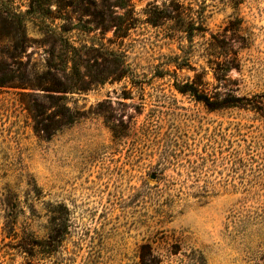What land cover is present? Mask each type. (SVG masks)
<instances>
[{
  "label": "rangeland",
  "instance_id": "obj_1",
  "mask_svg": "<svg viewBox=\"0 0 264 264\" xmlns=\"http://www.w3.org/2000/svg\"><path fill=\"white\" fill-rule=\"evenodd\" d=\"M112 1L0 0V264H264V0Z\"/></svg>",
  "mask_w": 264,
  "mask_h": 264
},
{
  "label": "trees",
  "instance_id": "obj_2",
  "mask_svg": "<svg viewBox=\"0 0 264 264\" xmlns=\"http://www.w3.org/2000/svg\"><path fill=\"white\" fill-rule=\"evenodd\" d=\"M129 0H113L112 1V6L116 7L117 9H126L129 6ZM2 78V77H0ZM10 80V79H9ZM22 79H20L19 82H21ZM6 81L0 79V85L5 84ZM56 91L62 92L66 91L67 89H64V87H55ZM181 91H187L190 94H192L194 97H196L198 100L203 101L207 106L210 108H217L220 106H230L234 104V99L233 100H221L218 103H214L209 101V98L206 95H199L196 91V89L193 86H189L188 89H183L182 86L179 87ZM234 98V97H233Z\"/></svg>",
  "mask_w": 264,
  "mask_h": 264
}]
</instances>
